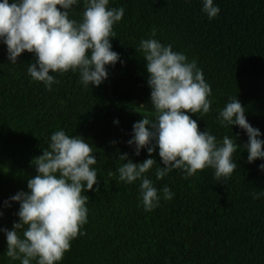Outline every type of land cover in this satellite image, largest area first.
Returning <instances> with one entry per match:
<instances>
[{"label":"trees","instance_id":"16d2710c","mask_svg":"<svg viewBox=\"0 0 264 264\" xmlns=\"http://www.w3.org/2000/svg\"><path fill=\"white\" fill-rule=\"evenodd\" d=\"M213 3L220 12L210 20L201 10L203 0H109V8H124L111 39L120 61L106 66L108 77L99 86L82 85L78 71L50 72L59 83L49 91L27 72L33 54L24 52L11 63L0 43V228L10 230L18 221L19 204L9 198L27 191V180L36 174L31 160L47 149L52 133L63 130L92 145L98 183L84 193L89 197L85 234L71 242L59 264H264V195L253 198L264 193L259 169L264 160L248 163L246 133L218 120L236 96L264 140V0ZM83 11L84 0H77L69 18L80 21ZM153 29L163 45L195 60L211 86V110L190 114L192 119L218 143L228 136L238 147L232 156L237 167L226 180H217L212 168L193 176L174 169L156 180V167L163 166L157 149L152 157L157 165L146 176L161 198L146 212L140 181H119L116 169L124 163L120 154L127 153L133 163L149 158L146 149L136 156L127 141L135 122L155 119L137 50L142 39L153 38ZM165 186L174 194L171 200L163 199ZM6 247L0 232V264H20L5 255Z\"/></svg>","mask_w":264,"mask_h":264},{"label":"clouds","instance_id":"9594fccd","mask_svg":"<svg viewBox=\"0 0 264 264\" xmlns=\"http://www.w3.org/2000/svg\"><path fill=\"white\" fill-rule=\"evenodd\" d=\"M76 4L77 0L0 2V43L7 48L8 61L17 63L22 53L33 54L35 59L27 72L49 91L59 83L50 72L78 71L82 85L99 86L108 77L106 66L120 61L119 54L112 50L111 39L124 8H109V0H84V11L77 21L69 18V10ZM201 10L210 20L220 12L213 0H203ZM155 36L153 29V38L142 39L137 49L145 62L155 119L143 117L135 122L132 138L127 141L134 146L136 156L146 149L149 158L133 163L123 153L118 160L124 163L116 169L119 181H140L141 203L146 212L157 208L161 198L146 176L157 165L152 158L157 149L163 166L156 167V180L174 169L193 176L206 168L214 169L217 180H226L237 167L232 160L238 147L235 141L225 136L218 143L209 131H201L190 115H205L211 110L212 89L202 70L195 60L189 62L185 54L174 51L171 44L163 45ZM245 112L236 96L231 97L218 120L223 126L236 125L246 133L248 141L243 147L248 163L264 160V140L259 139V129L251 126ZM93 152L92 145L81 136H69L63 130L51 134L47 149L30 162L36 174L27 180V191H18L9 198L19 204V209L15 213L18 221L12 228H0L6 237L8 258L20 264H59L71 242L85 234L81 229L88 222L89 197L84 193L98 183L97 170L92 167L97 163ZM259 169L264 171V163ZM107 175L112 177L114 173L109 170ZM161 192L164 200L173 198L167 186ZM261 195L264 193H254L253 198Z\"/></svg>","mask_w":264,"mask_h":264}]
</instances>
